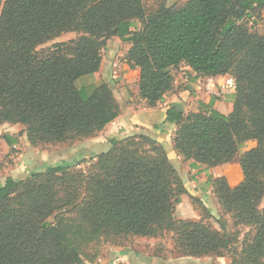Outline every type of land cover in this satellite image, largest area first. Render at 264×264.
Instances as JSON below:
<instances>
[{
  "label": "trees",
  "instance_id": "obj_1",
  "mask_svg": "<svg viewBox=\"0 0 264 264\" xmlns=\"http://www.w3.org/2000/svg\"><path fill=\"white\" fill-rule=\"evenodd\" d=\"M257 9L264 11V0H187L154 12L144 0H0V124H22L31 145L91 138L117 119L109 83L90 95L77 86L100 70L113 37L131 43L125 59L140 69L139 95L149 107L173 89V70L183 63L201 76L234 79L229 114L211 104L167 111L184 160L224 165L257 143L240 154L241 183L211 180L234 227H249L241 242L222 218L219 228L203 217L177 218L188 193L183 179L160 140L135 134L112 138L89 170L50 164L0 183V264H85L87 249L104 237L151 239L165 231L173 233L177 257L229 254L230 264H264V33L243 19ZM135 19L141 29H133ZM69 32L80 36L39 49ZM5 138L10 146L18 140Z\"/></svg>",
  "mask_w": 264,
  "mask_h": 264
},
{
  "label": "crops",
  "instance_id": "obj_2",
  "mask_svg": "<svg viewBox=\"0 0 264 264\" xmlns=\"http://www.w3.org/2000/svg\"><path fill=\"white\" fill-rule=\"evenodd\" d=\"M124 42L127 43L125 44V52L115 43L108 42L103 50V61L100 70L77 81L78 88L86 95H90L101 82L109 83L114 89L121 109L117 119L108 124L96 136L80 141L85 142L80 152H66L63 154L41 150L39 147L31 145L22 124L6 123L5 125L10 126V132L7 135L18 139L15 145H19L22 152L18 153L19 156L15 158L20 163L13 165L10 172L0 179V183L4 184L9 176L22 178L30 171L42 170L46 165L72 163L74 162L73 159H76L80 153L96 155L105 152L110 148L112 138L122 139L135 134H145L162 142L188 190L187 194L181 196V203L177 205L176 216L181 219H200L202 215L199 209L194 206L192 199L197 198L204 206L209 207V203L214 196L211 183L213 178L225 176L231 186L241 183L244 175L239 161L240 154L256 146L257 143L255 140L247 142L237 157L232 162L224 165L208 167L192 159L184 160L175 151L173 143L174 133L178 125L173 122H165L166 113L173 107L174 102H178L182 105L185 114L199 112L203 109L202 106L209 104L221 113L229 114L233 110L236 89L235 87L229 89L222 87L228 81L230 77L228 75L201 76L183 63L181 65L184 66L180 65L179 68L173 70L175 76L173 89L166 94L165 99L156 107H149L146 100L139 95L140 69L131 68L125 59L124 54L131 47V43ZM120 55L121 58H118ZM180 70L183 71L179 72ZM116 87L118 88L116 89ZM22 130L23 133H19ZM19 140L23 141V147H20ZM7 146L12 147L7 142H0V163L3 161L1 150L4 148V151H6ZM3 169L9 171L5 167ZM140 249L116 248L110 255H106L98 261L103 262V264H151V258L147 257L151 252H143ZM190 258L193 257H180L177 261L184 264V261H188ZM222 259L224 257L219 258V261Z\"/></svg>",
  "mask_w": 264,
  "mask_h": 264
},
{
  "label": "rangeland",
  "instance_id": "obj_3",
  "mask_svg": "<svg viewBox=\"0 0 264 264\" xmlns=\"http://www.w3.org/2000/svg\"><path fill=\"white\" fill-rule=\"evenodd\" d=\"M186 1L187 0H144L145 7L148 12L157 11L162 3H166L168 6L171 7H180ZM263 18H264V11L261 9H257L255 12H252L251 14H246L243 19L245 22H247L251 30L259 33H264ZM142 26H143L142 22L140 20L135 19V24L133 26V29L138 30L141 29ZM79 36L80 33L78 32L65 33L62 34L60 37L40 46L39 49L51 48L54 46V44L58 42L69 41ZM108 42L115 43L116 46H120L121 50L125 52L126 50L125 44L127 43L124 42V40H121L117 37V38H111L110 40H108ZM105 54L107 55V53ZM118 58H121V55ZM181 71L183 70H180L179 72ZM229 78L232 77L230 76ZM117 84L119 85V82ZM117 88L118 87H116V89ZM5 124L6 123L0 124V142H7L5 135L9 134L10 132V126ZM21 132L23 133V130L20 131L19 133ZM82 140L84 139H74L66 142L40 144L38 147L41 150H48L51 151L52 153H57V152L59 154H63L66 152L76 153L77 151L80 152L83 143H85V142H80ZM18 142L20 144V147H23V141L19 140ZM21 152L22 149H19V145L17 144L12 147L7 146L6 151H4V148H2L1 157H3V161L0 163V179L4 178L7 175L6 173L10 172V169L13 165H15L16 163L18 164L20 163V161L15 160V158L19 156L18 153ZM99 154L84 155L80 153V155H78L76 159H73L74 160L73 163L75 164L74 165L75 169L89 170L91 164L94 163L95 161L93 158L98 156ZM3 167L9 169V171L4 170ZM194 206L199 209V212L202 215V211H203L202 206H199L198 203H194ZM202 217L204 218L205 223L213 224L216 228H219V224L217 220L220 218L224 219L228 224V232L231 233L236 231L239 232L238 242H241L244 239V235L249 230V227L244 225H239L236 228L234 227L231 215L225 213V211L220 206L219 201L215 194L212 197L211 202L209 203V207H206V211L205 210L203 211ZM119 243H123L124 246H127L132 249L141 248L140 250L143 252L150 251L151 254L147 255V257L151 258L150 259L151 264H182V263H178L179 261H177V259L180 258L177 256H180L181 252L178 249H176L175 247L176 243L173 238V233L169 231H165L156 238H151V239L134 238V237H129L127 239L122 237H118V238L109 237V236L104 237L101 240L92 244L87 249L88 259L86 260L85 264H103V262L98 260L100 258L103 259L104 257H106V255H110V253L113 252V250H115L116 248L120 249V247L118 246ZM236 246L240 248V244H236ZM96 255L97 258L93 259V257ZM231 260L232 259H230L229 254H227L224 257V259H222L221 261H219V258H217V256H206L203 258L193 257L188 259V261H184L185 262L184 264H230Z\"/></svg>",
  "mask_w": 264,
  "mask_h": 264
},
{
  "label": "built area",
  "instance_id": "obj_4",
  "mask_svg": "<svg viewBox=\"0 0 264 264\" xmlns=\"http://www.w3.org/2000/svg\"><path fill=\"white\" fill-rule=\"evenodd\" d=\"M222 87L224 88H231V87H235V81L233 78H229L228 81L226 82L225 85H223Z\"/></svg>",
  "mask_w": 264,
  "mask_h": 264
},
{
  "label": "water",
  "instance_id": "obj_5",
  "mask_svg": "<svg viewBox=\"0 0 264 264\" xmlns=\"http://www.w3.org/2000/svg\"><path fill=\"white\" fill-rule=\"evenodd\" d=\"M172 106L176 107L179 111H184L182 105L178 102H174Z\"/></svg>",
  "mask_w": 264,
  "mask_h": 264
}]
</instances>
